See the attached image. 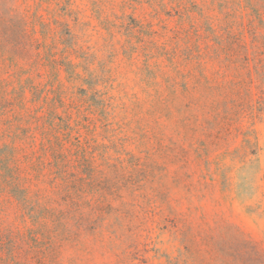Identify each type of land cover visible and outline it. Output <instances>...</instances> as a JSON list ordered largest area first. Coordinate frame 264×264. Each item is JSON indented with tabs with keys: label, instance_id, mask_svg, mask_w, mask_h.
<instances>
[{
	"label": "rangeland",
	"instance_id": "obj_1",
	"mask_svg": "<svg viewBox=\"0 0 264 264\" xmlns=\"http://www.w3.org/2000/svg\"><path fill=\"white\" fill-rule=\"evenodd\" d=\"M0 264H264V0H0Z\"/></svg>",
	"mask_w": 264,
	"mask_h": 264
}]
</instances>
